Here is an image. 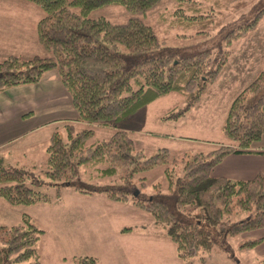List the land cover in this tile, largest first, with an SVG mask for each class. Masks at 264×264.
I'll list each match as a JSON object with an SVG mask.
<instances>
[{"label":"trees","instance_id":"16d2710c","mask_svg":"<svg viewBox=\"0 0 264 264\" xmlns=\"http://www.w3.org/2000/svg\"><path fill=\"white\" fill-rule=\"evenodd\" d=\"M22 1L44 13L36 32L46 55L0 61V92L38 84L44 74L56 71L77 114L74 122L88 127L78 130L69 121L62 127L65 138L53 130L45 148V180L36 176L35 167L5 168L0 154V200L12 207L45 204L51 197L42 189L53 187L56 199L62 188H70L77 194H102L110 202L129 203L164 229L181 264H196L216 246L225 248L229 238L264 229V173L247 180L211 174L229 155L248 152L264 136V68L229 105L221 128L229 145L192 155L162 148L147 156L123 130L87 144L95 135L92 125L114 126L167 94H181L185 107L170 110L163 119H177L194 108L225 68L233 43L256 29L264 0H256L214 35L206 30L212 20L204 21L207 18L198 9L190 15L179 9L175 14L186 27H205L195 33L204 39L185 47L166 45L144 22L161 0ZM110 6L122 7L126 22L89 16ZM243 8L244 2L232 7ZM178 163L183 165L182 176L176 174ZM81 168L95 170L98 181L105 183L83 180ZM159 168L165 185L152 184L147 190L145 175ZM43 234L27 214L19 224H0V264H40L36 247ZM260 243L256 239L242 246L252 249ZM73 260L98 264L87 255Z\"/></svg>","mask_w":264,"mask_h":264},{"label":"rangeland","instance_id":"374dc122","mask_svg":"<svg viewBox=\"0 0 264 264\" xmlns=\"http://www.w3.org/2000/svg\"><path fill=\"white\" fill-rule=\"evenodd\" d=\"M19 1L0 0V25L5 26L6 43L8 44V53L0 46V61L8 58L12 49L15 50L11 54L23 59L35 55H46L36 38L35 42L32 41V35L35 32L34 22L42 18L44 13L31 3ZM255 1L181 0L179 2L161 0L155 8L148 12L144 22L153 28L166 45L185 47L202 41L205 36L195 33L205 30V27L203 28V25L186 27L175 14L179 9H181L180 13L185 15L193 14V10L198 9L199 14L207 18L204 21L212 20L206 30L214 35L219 26L245 13ZM241 2L246 3V8L232 9L233 5ZM22 3L34 8L26 10ZM25 15L29 17V22L20 29L17 25ZM89 16L105 18L114 24H123L128 18L125 10L120 6L101 8L91 12ZM1 30L2 28L0 32ZM0 41H2L1 37ZM20 49H24V53H19ZM231 52L217 80L208 87L199 103L187 111L182 118L163 119L169 110L173 108L182 110L185 107L181 94L170 93L117 123L115 127L130 131L137 150L147 156L162 148L176 155L183 153L192 155L208 153L221 144L229 145L230 142L221 131L229 105L234 97L264 68V14L252 33L233 43ZM67 96V100H60V109L51 111L50 118H70L74 113L77 116L68 93ZM32 116L33 118L29 119L30 128L36 126L33 123L34 119H39L41 122V116H43L41 106L34 109ZM61 122L57 121L53 128H57L60 136L65 138ZM73 123L78 130L88 127L83 122ZM91 127L95 135L87 143L88 145L106 140L112 134L113 126L112 129L98 125ZM41 134L45 136L46 130L40 129L37 134L28 137V139L34 138V141L30 143L35 147V155L42 153L41 146L46 142L44 137L41 138ZM4 166L7 169L14 168L6 159ZM44 169L45 165L41 162L35 173L42 180H45ZM175 169L177 176H182L183 165L178 163ZM80 172L83 180L89 178L92 182L105 183L104 180L98 181L97 173L91 168L90 170L81 168ZM145 176L148 182L147 190L152 184L164 186L166 183L162 168L151 171ZM42 191L51 197L48 203L28 207L17 206L10 213L0 214V224L4 225L19 224L21 214H28L33 223L44 231L36 247L40 264H61L63 257L67 260L72 254L93 256L98 264H181L175 245L164 236V229L156 227L149 214L132 205L110 202L102 194L93 196L77 194L70 188H62L59 199L55 198L56 191L53 187L44 188ZM189 209L190 207L187 208ZM256 239H261L262 242L264 230L229 238L225 248L216 246L210 255H202L200 259H196L195 263L264 264V244L260 243L252 249L242 246Z\"/></svg>","mask_w":264,"mask_h":264},{"label":"crops","instance_id":"0c3cea01","mask_svg":"<svg viewBox=\"0 0 264 264\" xmlns=\"http://www.w3.org/2000/svg\"><path fill=\"white\" fill-rule=\"evenodd\" d=\"M19 2H21V0ZM22 4L26 10H29V8H34L30 5H26L25 3ZM36 10L37 9H35V11ZM28 18L29 17L25 15V17L19 21L17 26H19L20 29L24 28L29 22ZM40 19L41 17L34 22L35 32L32 31L33 42H35V38L38 42L36 24ZM0 28H2L0 32V37L2 38V41H0V46L5 48V51L8 53V44L6 43L7 32L4 25H0ZM14 50L15 49H12V51ZM11 53L8 54V56L19 57L18 55ZM19 53H24V49H20ZM64 99L67 100L68 96L56 71H51L44 74L38 84L12 87L0 92V154L3 156L4 161L5 159L8 160V162L11 163L14 168H25L29 170L35 167V171H37L41 162L45 165V148L53 130L55 129L53 126L56 125L57 121H62L60 124L64 125L69 121L74 122L77 119L75 113L72 114L70 118H50V115L52 114L51 111L53 112L56 109H60V100ZM39 106H41V115H43L41 116V122L39 119H34L33 123L36 126H34V128H30L29 119L33 118L31 115L34 109L38 108ZM183 116H180L177 119H180ZM103 127L111 128L112 126ZM112 128V133L115 130H123L128 132L130 135V131L116 128L115 125ZM40 129L46 130L45 136L41 134V138L44 137L46 142L41 146L42 153L35 155V147L30 143L34 141V138L31 137L28 139V137L31 135L34 136V134H37ZM14 131H16V134H14ZM227 166L229 167L228 169ZM259 172L264 173V136L259 142L253 144L248 152L229 155L221 163L213 168L211 174L213 177L247 180L253 178ZM13 208L16 207L9 206L0 200L1 215L10 213ZM23 214L25 213H22L21 216ZM250 234H253V232L249 233V235ZM261 244H264V239L262 240ZM76 256L79 255L72 254L67 258V260L63 257L61 264H74L73 259Z\"/></svg>","mask_w":264,"mask_h":264}]
</instances>
